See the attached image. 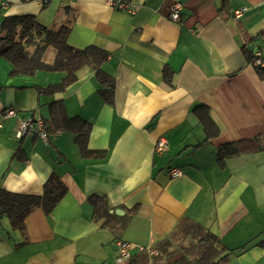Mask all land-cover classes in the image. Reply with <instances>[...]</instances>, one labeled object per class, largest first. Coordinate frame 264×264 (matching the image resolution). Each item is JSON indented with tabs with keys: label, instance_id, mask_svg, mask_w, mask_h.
<instances>
[{
	"label": "crops",
	"instance_id": "obj_1",
	"mask_svg": "<svg viewBox=\"0 0 264 264\" xmlns=\"http://www.w3.org/2000/svg\"><path fill=\"white\" fill-rule=\"evenodd\" d=\"M129 1L133 12L106 0H0V24L32 15L44 26L68 25L74 48L104 50L101 69L113 82L107 102L95 68L84 65L72 83L48 91L64 72L10 74L0 57V187L41 195L55 174L66 188L21 229L0 215V264H116L119 240L156 252L135 250L126 264H181L182 253L160 260L155 248L182 218L216 236L224 264H264V76L244 52L264 53V0ZM175 1L179 22L168 18ZM53 101L90 123L87 147L103 156L80 154L75 132L52 122ZM7 108L17 113L3 120ZM31 112L48 127L46 142L15 139L18 119ZM208 118L216 128L209 135ZM159 139L163 152L153 150ZM249 140L248 150L218 159L220 146ZM172 168L181 174L172 177ZM92 194L105 196L108 220L93 215Z\"/></svg>",
	"mask_w": 264,
	"mask_h": 264
},
{
	"label": "trees",
	"instance_id": "obj_2",
	"mask_svg": "<svg viewBox=\"0 0 264 264\" xmlns=\"http://www.w3.org/2000/svg\"><path fill=\"white\" fill-rule=\"evenodd\" d=\"M42 2L45 6L48 0ZM67 30L66 24L49 27L41 25L32 15L5 16L0 24V57L10 61L12 65L10 74L32 75L41 69L64 72L59 83L45 88L48 91L63 89L76 79L81 67L90 65L95 68L96 78L104 87L101 90L102 97L111 102L113 82L111 76L101 69V63L107 58V53L95 46L85 48L70 46L66 41ZM49 49H52L54 54L51 61H46ZM244 52L252 59L253 51L245 47ZM256 70L260 76H264V70L257 68ZM48 109L56 127L75 132V141L82 156L104 155V151L90 150L87 147L90 129L88 121L81 117H69L59 101L49 103ZM204 126L207 135L215 133L216 128L209 118L204 120ZM45 129L49 132L46 125ZM249 146H252V140L222 145L218 148L217 157L221 160L228 154L248 150ZM19 152L20 150H17L15 155H19ZM65 192V186L55 174H51L43 184L41 195L10 192L0 187V215H6L13 228L21 229L25 217L33 209L40 207L45 213H49ZM88 201L93 206L95 218L105 216L108 220L107 218L113 216L108 212V203L104 195L92 194ZM187 237L190 239L184 243L183 240ZM155 249L160 260L182 253L178 259L181 264H224L227 258L216 236L188 218L180 219L176 226L156 243ZM158 262L163 264L161 261Z\"/></svg>",
	"mask_w": 264,
	"mask_h": 264
},
{
	"label": "built area",
	"instance_id": "obj_3",
	"mask_svg": "<svg viewBox=\"0 0 264 264\" xmlns=\"http://www.w3.org/2000/svg\"><path fill=\"white\" fill-rule=\"evenodd\" d=\"M107 4L113 8L119 10H126L129 12H133L135 6L132 4L131 1L127 0H106ZM2 5H5V2H1ZM183 6L180 2L175 1L169 7L168 18L174 22H179L181 18ZM243 13L242 9H236L232 11V16L237 18L241 16ZM251 65L259 70H264V53L261 49L253 50V55L251 59ZM16 110L13 108L4 109L2 112L3 120L9 119L13 116H16ZM0 127L2 125L0 124ZM34 135L41 141L46 142L48 138V132L45 129L44 120L42 119L41 115L37 112H31L21 118L18 119L17 124L14 130V137L16 140H20L26 135ZM167 149V144L164 139H159L154 143L153 150L158 152H163ZM172 177H177L181 174V171L176 168H172L169 171ZM142 251L147 250L149 253L156 254L154 250H149V248H145L143 246L119 240L117 242V254L115 257L116 264H123L131 257L133 251Z\"/></svg>",
	"mask_w": 264,
	"mask_h": 264
},
{
	"label": "water",
	"instance_id": "obj_4",
	"mask_svg": "<svg viewBox=\"0 0 264 264\" xmlns=\"http://www.w3.org/2000/svg\"><path fill=\"white\" fill-rule=\"evenodd\" d=\"M250 50H252L253 49V47L252 46H250V48H249Z\"/></svg>",
	"mask_w": 264,
	"mask_h": 264
}]
</instances>
